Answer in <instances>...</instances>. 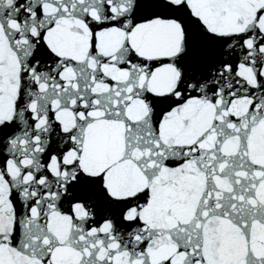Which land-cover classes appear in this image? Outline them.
I'll use <instances>...</instances> for the list:
<instances>
[{"label":"snow or ice","instance_id":"6c2138e0","mask_svg":"<svg viewBox=\"0 0 264 264\" xmlns=\"http://www.w3.org/2000/svg\"><path fill=\"white\" fill-rule=\"evenodd\" d=\"M0 264H264V0H0Z\"/></svg>","mask_w":264,"mask_h":264}]
</instances>
